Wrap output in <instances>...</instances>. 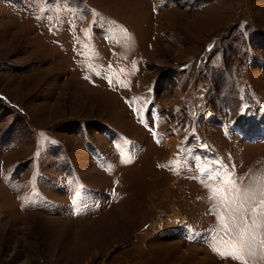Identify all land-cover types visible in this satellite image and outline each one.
I'll return each instance as SVG.
<instances>
[{
    "label": "rangeland",
    "instance_id": "obj_1",
    "mask_svg": "<svg viewBox=\"0 0 264 264\" xmlns=\"http://www.w3.org/2000/svg\"><path fill=\"white\" fill-rule=\"evenodd\" d=\"M262 188L264 0H0V264H264Z\"/></svg>",
    "mask_w": 264,
    "mask_h": 264
},
{
    "label": "snow or ice",
    "instance_id": "obj_2",
    "mask_svg": "<svg viewBox=\"0 0 264 264\" xmlns=\"http://www.w3.org/2000/svg\"><path fill=\"white\" fill-rule=\"evenodd\" d=\"M224 183L227 184V183H229V181L225 180ZM222 191H223V189H212L214 196L220 194ZM261 194L264 195V188L261 189ZM245 199H247V194H246ZM252 199H255L254 195L252 196ZM258 209H264V199H262L260 201V204L257 205L256 208H252L250 210V215L255 217ZM242 210H243V203H241V205L235 209V211H237V212H240ZM261 215H264V212H261ZM241 218L243 219V217H241ZM220 219H221V222H222L224 228L227 229L228 224L224 221V218L222 215H221ZM244 224H245L244 230L241 231L239 234L240 243L237 244L236 242H234L232 240L222 241V243L225 245L226 252H222L221 255L227 254V255H231L235 259L244 260L243 252L246 249H248V254L250 256L256 255L254 248L249 249V247H248L250 241H247V236H248V234L251 233L253 228L259 227V222L256 219H253L251 225H248L247 221H245ZM245 264H246V262H245Z\"/></svg>",
    "mask_w": 264,
    "mask_h": 264
}]
</instances>
